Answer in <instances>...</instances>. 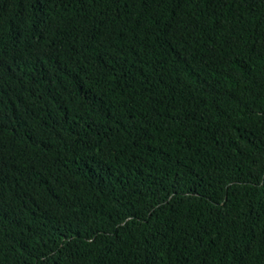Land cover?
Returning a JSON list of instances; mask_svg holds the SVG:
<instances>
[{
  "label": "trees",
  "instance_id": "1",
  "mask_svg": "<svg viewBox=\"0 0 264 264\" xmlns=\"http://www.w3.org/2000/svg\"><path fill=\"white\" fill-rule=\"evenodd\" d=\"M0 264H264V0H0Z\"/></svg>",
  "mask_w": 264,
  "mask_h": 264
}]
</instances>
